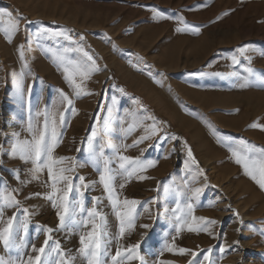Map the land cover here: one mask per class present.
<instances>
[{
	"label": "rangeland",
	"instance_id": "1",
	"mask_svg": "<svg viewBox=\"0 0 264 264\" xmlns=\"http://www.w3.org/2000/svg\"><path fill=\"white\" fill-rule=\"evenodd\" d=\"M153 9L165 18L156 17ZM0 10L24 18L11 37L0 32V144L5 153L0 188L6 182L10 189H20L17 198L21 206L33 213L27 236L21 230L17 238V243L26 239L28 248L23 252L6 250L0 244V256L8 264L30 253L31 243L37 247L43 244L45 235L37 233V225L55 229L58 224L50 201L43 197L25 199L50 190L45 186L47 172L33 180L30 162L7 155L17 134L21 139L30 138V118L42 127L44 117H36V113L45 108L56 111L59 90L73 95L57 55L80 59V54H64L63 48L75 45L41 35L44 28L67 32L83 44L101 69L85 82L92 94L74 98L77 113L65 112L67 123L61 129L55 155L74 158L83 165L74 175L95 182L83 190L85 205L91 207L93 198L100 197L97 207L107 217L110 233L118 232V221L98 180L102 165L89 161L87 139L93 128L100 131L94 146L97 151L103 146L117 173L118 190L125 182L118 166L119 154L157 161L144 173L148 179L133 178L122 190L129 199H157L155 204L146 205L149 212L143 211V205L138 207L136 227L121 241L143 240L140 251L147 264H156L158 258L175 264H188L192 259L168 252L158 257L165 233H170L169 240L175 235L170 214L164 210L174 208L177 199L182 206L192 202L196 216L217 221L211 229L214 235L185 229L176 239L178 247L197 252L211 248L210 264H264V190L235 163L229 150L241 140L264 148V131L249 127L254 122L264 123V84L246 71L250 66L256 75H264V0H0ZM181 19L199 27V34L177 31L184 27ZM0 26L7 25L0 22ZM242 46L249 49L245 56L251 58V64L238 52ZM233 55L240 60L238 65L232 64ZM245 81L248 86L241 88ZM64 107L59 105V110L64 111ZM151 118L159 122L156 126L161 131L125 151L124 146L132 145L145 134V127L153 124ZM172 135L178 139L172 140ZM184 142L204 175H198L195 166L191 171L185 168L188 157ZM17 172L21 180L31 182L21 184L14 179ZM165 187L172 191L166 194ZM195 188L202 189L198 200L191 199ZM78 198L75 192L71 194L70 199ZM15 211L6 209L5 218ZM142 224L150 227L142 228ZM53 239L74 257V264H86L77 252L79 231H56ZM116 246L113 240L111 254ZM202 257L203 253L198 260ZM52 259H58L55 253Z\"/></svg>",
	"mask_w": 264,
	"mask_h": 264
},
{
	"label": "snow or ice",
	"instance_id": "2",
	"mask_svg": "<svg viewBox=\"0 0 264 264\" xmlns=\"http://www.w3.org/2000/svg\"><path fill=\"white\" fill-rule=\"evenodd\" d=\"M153 12L156 17L165 18L158 10L153 9ZM227 14L224 13V15ZM23 19V17H14L11 12L0 10V22L7 25L6 27L0 26V32H4L5 35L11 37L19 31L20 23ZM180 23L184 27L177 28V31L190 30L195 34H199V27L190 26L183 19L180 20ZM40 34L54 40L63 38L69 41L75 47H65L62 50L63 53H78L81 58L73 59L67 55H57L59 66L63 69L64 78L72 88L73 95L70 96L63 90H59V101L56 111H51L47 108L44 111H38L36 117H44L43 126L40 127L38 121L34 122L30 118L27 125V132L30 138L21 139L19 134H17L14 144L7 153L9 158H19L25 163H31L32 167L29 169V173L33 180H39L41 174L45 171L47 172L48 181L45 182V186L50 190L45 193H32L28 197H25V199L33 197L47 199L51 202L52 207L56 209L58 219L55 229L47 225L36 226L37 233L42 231L45 235L43 244L37 247L35 243H31L30 253L19 255L15 264H74V257L62 249L59 240L53 239V233L56 231H63L66 234L79 231L80 247L77 249V252L85 258L86 264H109V260L110 264H134V262L147 264L145 257L140 251L143 240L130 244H123L121 241L135 229L136 220L140 215L138 207L143 205V211L149 212L150 209L146 205L148 203L155 204L157 199L153 198L150 202L129 199L122 195V190L133 178L138 180L148 179L149 177L144 175V173L149 168H154L157 165V161L143 160L140 157L119 154L118 166L125 177V182L119 185L118 190L115 184L117 173L114 172L110 159L105 156L103 146H100L98 151L94 146V141L100 135V131L98 128L92 129L91 135L87 139L90 153L89 161L94 165H102L98 167V180L118 221V232L115 235L111 234L107 224V217L97 207L101 202L100 197L93 198L91 207H86L85 205L83 190L88 189L95 182H87L84 176L74 175L76 168L83 165H78L74 158L55 155V150L61 142V129L67 123L65 112L70 111L73 115L77 113V109L74 107V98L92 94L86 89L85 82L91 79L93 73L101 69L93 55L85 50L83 44L74 41L67 32L44 28ZM79 39L83 41L84 37L81 35ZM19 48L20 56L23 58L24 45L21 44ZM248 51L249 49L244 46L238 49L241 56H245ZM245 58L251 64V58L247 56ZM230 59L233 65L240 63V60L235 55L230 57ZM25 67H27V64H25ZM246 71L250 75L256 76V79L261 84H264V75H256L255 70L250 66ZM217 75H220V73H217ZM247 86L248 81L240 85L241 88ZM17 87L22 89V80L18 82ZM121 91L123 90L121 89ZM59 105L65 106L64 111L59 110ZM151 119L154 122L152 125L145 127V134L134 141L132 145L124 146L125 151L129 147H135L143 143V141L150 139L161 131L156 126L159 122H156L155 118ZM97 124H99V118H97ZM249 127L264 131V123L254 122ZM130 130L131 128H129ZM0 134L3 133L0 132ZM171 139L176 140L178 137L172 135ZM184 146L187 149L188 157L185 168L191 171L192 166H195L197 174L204 175V170L199 167V163L193 155L192 149L187 145V142H184ZM229 150L235 163L240 165L244 173L264 190V148L257 149L248 141L241 140L236 147H231ZM117 151L119 153V150ZM4 154V146L0 144V167L4 164ZM14 179L20 181L21 184L31 182L30 180H21L18 172L14 174ZM206 179L207 177L205 176ZM2 180L3 177L0 175V181ZM75 180L79 181L78 185L74 183ZM19 191L20 189L17 188L10 189L6 182L0 188V225H2L0 226V244L6 250L16 248L23 252L24 249L29 247V242L26 239H20L19 243H17V238L21 230L25 237L27 236L30 217L33 213H30L28 208L21 206V201L17 198ZM163 191L168 194L172 189L165 187ZM73 192L77 194L78 199H70ZM201 192V188L193 189L191 199L198 200ZM6 209H16V211L11 216L5 218ZM164 211L170 214L175 235H172L171 240H169L168 236L170 233H165V239L158 257H162L165 252H168L181 256L189 255L192 259L189 260L188 264H210L211 248L207 250L201 249L197 252L192 249L178 247L176 239L185 229L188 232H206L209 235H214L211 229L217 224V221L203 216H196L194 214V204L188 202L182 206L179 199H177L174 208H165ZM234 214L239 217L238 212ZM21 215L23 219H20ZM140 227L147 229L150 225L142 224ZM113 240L116 241L117 246L115 253L111 254L109 245ZM50 241L52 242L51 244ZM235 243L238 244L239 241ZM224 250V248H221L222 252ZM53 253L58 257L55 261L52 259ZM201 253H203V257L198 260ZM0 264H8L3 256H0ZM156 264H175V261L158 258Z\"/></svg>",
	"mask_w": 264,
	"mask_h": 264
}]
</instances>
